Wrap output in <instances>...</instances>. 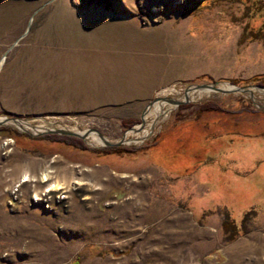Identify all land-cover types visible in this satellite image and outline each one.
Segmentation results:
<instances>
[{"label":"rangeland","instance_id":"1","mask_svg":"<svg viewBox=\"0 0 264 264\" xmlns=\"http://www.w3.org/2000/svg\"><path fill=\"white\" fill-rule=\"evenodd\" d=\"M220 80L264 86V0H0V116L144 115L0 125V264H264V91L146 108Z\"/></svg>","mask_w":264,"mask_h":264},{"label":"water","instance_id":"2","mask_svg":"<svg viewBox=\"0 0 264 264\" xmlns=\"http://www.w3.org/2000/svg\"><path fill=\"white\" fill-rule=\"evenodd\" d=\"M18 40V38L10 45L12 46L16 41ZM8 49H6L3 53V55H5L6 51ZM189 90H207V91H216V92H240V93H247L249 96H252V90H257V91H264V86L261 84H247V85H233L230 84L226 81L220 80V81H212L209 83H192L187 85L184 90H183V96L182 98H174V97H168V96H160V97H154L146 106V108L150 105H152L155 101H159V102H167L169 104H172L174 106L181 104V103H185L189 100L188 96H187V92ZM145 108V109H146ZM143 111L140 114V122L138 124L137 127H128L124 133L126 131H136L137 129H139L142 125H143ZM42 119V118H41ZM30 118H20V117H16V116H0V125L3 124H10L14 127H18L21 130L27 131L29 132L26 127L28 126L29 128H31L32 132H29L31 134H35V135H39L42 133H58V134H64V135H69V136H77L80 138H85L88 134L90 133H95L97 135V137L100 139L102 145H106V146H118V145H122L125 142L124 139V133L121 135V137L116 140V141H109L106 140L98 131L94 130V129H86L82 132H78L72 129H67V128H63V127H55L52 126V124L46 120V126L45 127H36L35 125L31 124L29 122ZM153 122H151L149 128L152 127Z\"/></svg>","mask_w":264,"mask_h":264},{"label":"bare ground","instance_id":"3","mask_svg":"<svg viewBox=\"0 0 264 264\" xmlns=\"http://www.w3.org/2000/svg\"><path fill=\"white\" fill-rule=\"evenodd\" d=\"M192 93H193V92H192ZM187 96H190V94H187ZM191 98H193V97H191ZM156 102H158V103H159V106L162 107L163 102L155 101L154 103H156ZM154 103H153V104H154ZM153 104H152V105H153ZM147 114H148V113H147ZM147 114L145 115L146 117H147ZM143 116H144V115H143ZM146 117H145V119H146ZM143 122H144V118H143ZM41 127H42V126H41ZM43 127H45V126H43ZM92 136L97 137V135H96L95 133H90L89 137H92ZM97 138H98V137H97ZM124 139H125V136H124ZM142 139H143V138H139V139H130V140H128L127 142H126V140H127V139H126L124 142H125L126 144H128L129 142H134V141H135V142H136V141L140 142ZM95 140L97 141L98 144L101 143L100 140H98V139H95ZM28 178H29V177H28ZM28 178H27V176H24V179L22 180V182L28 180ZM48 179H49V174L44 173V174L42 175V182H47ZM60 188H63L61 184H53V185H51V187H50L48 190H57V189H60Z\"/></svg>","mask_w":264,"mask_h":264},{"label":"trees","instance_id":"4","mask_svg":"<svg viewBox=\"0 0 264 264\" xmlns=\"http://www.w3.org/2000/svg\"><path fill=\"white\" fill-rule=\"evenodd\" d=\"M200 107H201V109H203V110H204V109H206V110L211 109L210 106H205V105H201Z\"/></svg>","mask_w":264,"mask_h":264}]
</instances>
